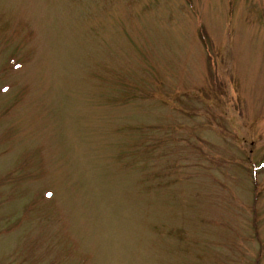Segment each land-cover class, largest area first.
Here are the masks:
<instances>
[{
    "label": "rangeland",
    "instance_id": "rangeland-1",
    "mask_svg": "<svg viewBox=\"0 0 264 264\" xmlns=\"http://www.w3.org/2000/svg\"><path fill=\"white\" fill-rule=\"evenodd\" d=\"M0 264H264V0H0Z\"/></svg>",
    "mask_w": 264,
    "mask_h": 264
}]
</instances>
